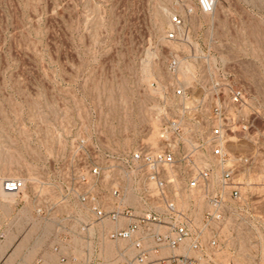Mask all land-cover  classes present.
I'll use <instances>...</instances> for the list:
<instances>
[{"label":"built area","instance_id":"built-area-1","mask_svg":"<svg viewBox=\"0 0 264 264\" xmlns=\"http://www.w3.org/2000/svg\"><path fill=\"white\" fill-rule=\"evenodd\" d=\"M218 3L197 0L188 10L213 17ZM169 22L172 94L161 99L155 141L118 151L81 137L58 174L2 181L5 194L33 206L28 215L17 210L9 228L34 230L31 246L61 262L264 264V193L248 191L264 175V117L218 52L184 31L185 14L176 10ZM241 134L255 138L250 152H235ZM246 247L262 251L250 260Z\"/></svg>","mask_w":264,"mask_h":264},{"label":"rangeland","instance_id":"rangeland-1","mask_svg":"<svg viewBox=\"0 0 264 264\" xmlns=\"http://www.w3.org/2000/svg\"><path fill=\"white\" fill-rule=\"evenodd\" d=\"M196 3L0 0V264H70L31 246L34 230L15 229L17 210L28 215L33 206L7 198L4 179L62 171L81 137L118 151L155 141L161 99L172 94L164 69L177 48L166 39L172 12L185 14L184 31L218 52L224 70L245 86L251 111L264 117V0H219L213 17L190 13ZM240 136L235 152L255 148V138ZM251 182L248 191L264 193L263 174ZM235 250L241 259V247ZM243 250L250 260L262 251ZM40 255L47 261L38 262Z\"/></svg>","mask_w":264,"mask_h":264},{"label":"crops","instance_id":"crops-1","mask_svg":"<svg viewBox=\"0 0 264 264\" xmlns=\"http://www.w3.org/2000/svg\"><path fill=\"white\" fill-rule=\"evenodd\" d=\"M94 264H97V263H94ZM106 264H120L119 261H112V262H108Z\"/></svg>","mask_w":264,"mask_h":264},{"label":"bare ground","instance_id":"bare-ground-1","mask_svg":"<svg viewBox=\"0 0 264 264\" xmlns=\"http://www.w3.org/2000/svg\"><path fill=\"white\" fill-rule=\"evenodd\" d=\"M7 169H10V170H11L12 168H11V167H8V168H6V170H7ZM1 194H2V193H1ZM5 195L7 196V195H10V194H5ZM11 195H13V194H11ZM2 196H4V195H2ZM11 197H12V196H11ZM13 197H14V196H13ZM7 198H8V196H7Z\"/></svg>","mask_w":264,"mask_h":264}]
</instances>
